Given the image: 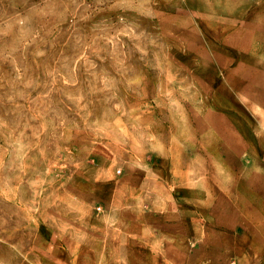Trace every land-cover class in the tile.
Returning a JSON list of instances; mask_svg holds the SVG:
<instances>
[{
  "label": "rangeland",
  "instance_id": "rangeland-1",
  "mask_svg": "<svg viewBox=\"0 0 264 264\" xmlns=\"http://www.w3.org/2000/svg\"><path fill=\"white\" fill-rule=\"evenodd\" d=\"M245 1L0 0V264L142 263L141 182L233 104L213 60Z\"/></svg>",
  "mask_w": 264,
  "mask_h": 264
},
{
  "label": "crops",
  "instance_id": "crops-1",
  "mask_svg": "<svg viewBox=\"0 0 264 264\" xmlns=\"http://www.w3.org/2000/svg\"><path fill=\"white\" fill-rule=\"evenodd\" d=\"M257 2H241L235 19L246 23L227 34L213 60L217 93L233 104L201 109L198 125H186L180 158L171 153L161 176L141 182L144 207L151 196L159 201L127 233L141 264H264V13ZM159 179L161 187L150 189Z\"/></svg>",
  "mask_w": 264,
  "mask_h": 264
}]
</instances>
